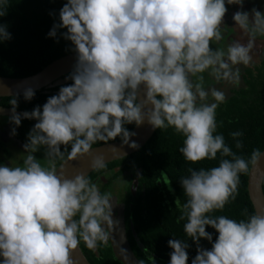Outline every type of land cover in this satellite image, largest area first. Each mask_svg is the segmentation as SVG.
<instances>
[{
  "label": "clouds",
  "instance_id": "clouds-1",
  "mask_svg": "<svg viewBox=\"0 0 264 264\" xmlns=\"http://www.w3.org/2000/svg\"><path fill=\"white\" fill-rule=\"evenodd\" d=\"M227 4L242 6L243 0H227ZM8 6L9 0H0V17L8 14ZM227 11L225 0H68L64 4L61 23L48 35L56 37L57 29H67L63 36L78 54L70 74L74 83L49 97L42 110L37 106L30 113L16 110L25 113L0 115L12 117L17 126L22 116L37 121L24 145L29 153L24 167L5 166L11 158L6 156L10 149L0 142V264H74L70 254L79 244L82 248L81 238L93 251L97 247L98 253H94L100 257L98 242L111 246L104 225L108 229L113 225L116 200L110 203L112 197L90 182L87 177L92 172L69 179L63 172L58 174L57 168L67 157L90 154L97 140L117 141L121 137L128 144L134 133L125 125L139 126L145 119L154 129L171 126L182 133L186 139L180 152L190 162L215 160L218 153L232 157L221 159L218 167L208 170L190 169L191 175L180 181L188 199L181 205L177 198L175 204L184 213L179 219L187 217L186 234L198 245L201 238L213 240L206 226L219 234L211 250L198 246L192 264H264V213L240 222L208 215L236 198L240 174L248 169V161L232 151L222 134H215L216 110L226 101V92L216 87L205 90L203 76L200 83L191 79L211 69L210 75L217 81L239 84V68L233 66L250 63V43H233L226 52L211 47L212 41L222 39L221 25ZM252 14L254 19L250 20L248 12L238 11L233 19L247 33L250 25L264 33V13L253 8ZM7 28L0 24V42L12 38ZM141 85L147 89V98L137 102ZM209 95L215 102L197 103ZM24 96L30 101L35 92L29 88ZM148 104L154 108L145 112ZM11 105L15 113L17 99ZM231 135L236 147L242 148L237 138L243 133ZM69 144V156L59 164L55 161L50 169L31 154L43 145L54 157L61 153V145ZM130 146L138 147L135 142ZM260 155L255 150L252 162ZM104 165L103 157L93 160V168ZM139 168L141 185L147 183L145 194L138 193L141 200L154 193V188ZM157 185L162 186V182L157 181ZM118 209L124 212L119 204L115 215ZM128 229L126 226L129 240ZM133 237L140 241L135 225ZM168 244L173 249L170 264H188L189 245L179 239Z\"/></svg>",
  "mask_w": 264,
  "mask_h": 264
},
{
  "label": "trees",
  "instance_id": "trees-1",
  "mask_svg": "<svg viewBox=\"0 0 264 264\" xmlns=\"http://www.w3.org/2000/svg\"><path fill=\"white\" fill-rule=\"evenodd\" d=\"M67 2L68 0H9L8 14L0 17V24L8 26L7 30L12 37L10 40L0 42L1 76L33 75L52 61L76 51L74 44L63 36L66 28L57 29L56 37L48 35L54 25L61 23L60 10ZM244 70V86L234 88L231 97L219 104L216 110L215 134H222L232 151L248 161V169L240 174L236 198L230 199L223 209L208 213L212 218L225 216L237 222L247 220L256 214L248 192V175L253 163V152L259 150L261 153L264 150V57L260 63L245 66ZM68 85L71 83L48 86L35 91V96L30 101L26 100L24 95L0 96V106L13 108L11 101L17 99L15 110L30 113L37 106L42 110L49 97L58 95L60 88ZM22 117L21 130H32L37 121ZM134 126L135 123L125 125L130 133ZM233 132L243 133L237 138L242 142V148L236 147V140L231 135ZM117 139L122 138L117 137L115 140ZM185 139L186 137L178 133L174 127L156 129L151 139L139 151L123 159L131 161V165L138 164L137 166L143 170V178L154 188V193L149 192L146 199L135 201L132 212L127 210L128 217L133 216V220L128 221L134 223L144 248L139 247L133 234L129 232L130 241L134 251L145 264H170V253L173 249L169 247L168 241L172 239H179L189 245L186 249L189 256L188 264H192V260L198 254V246L211 250L219 235L214 228L206 226V231L212 235L213 240L210 242L201 238L198 245L184 231L187 217L179 219L184 213L181 208L176 207L175 201L179 198L181 205L187 202L188 197L180 181L191 175L190 169L208 170L218 167L221 159L232 157H221L218 153L215 160L190 162L180 152ZM109 141L113 140H97L92 146ZM70 150L71 144L66 147L61 145V153H55L54 156L57 164L69 156ZM94 174L95 172H92L88 177ZM157 181H161L162 186H158ZM139 198L142 197L139 195ZM130 199L131 197L129 203ZM81 245L92 264H122L114 256L110 245L107 247L101 242L100 257L88 248L85 242ZM2 260L3 257H0V262Z\"/></svg>",
  "mask_w": 264,
  "mask_h": 264
},
{
  "label": "water",
  "instance_id": "water-1",
  "mask_svg": "<svg viewBox=\"0 0 264 264\" xmlns=\"http://www.w3.org/2000/svg\"><path fill=\"white\" fill-rule=\"evenodd\" d=\"M252 44L257 48V54L264 51V39L252 40ZM77 52L66 54L48 65L39 72L25 77H6L0 75V96H19L24 95L27 89H32L34 92L48 86H55L72 82L70 74L74 71L77 63ZM147 89L141 85L137 96V102L146 100ZM154 108L148 104L144 111ZM23 114L12 108L0 106V115ZM156 129L145 119L141 125H136L131 133L129 143L125 144L123 140L104 143L93 146L91 153L84 156H78L76 159L68 157L58 166L57 172H63L66 178L73 179L77 175H85L86 177L99 167L93 168V160L97 157H103L104 164L124 158L139 151L154 135ZM135 142L138 147L132 148L131 143ZM257 157L255 163H252L248 175V192L256 213H264V150ZM110 203H114L112 200ZM116 209V208H115ZM113 225L108 229V225L104 227L109 231L110 241L115 257L122 264H140V260L134 253L127 236L124 212L118 209V214L115 215V210L112 208ZM136 235V234H135ZM98 253L97 247L94 249ZM70 258L74 264H92L84 254L80 244L77 249L72 250Z\"/></svg>",
  "mask_w": 264,
  "mask_h": 264
},
{
  "label": "flooded vegetation",
  "instance_id": "flooded-vegetation-1",
  "mask_svg": "<svg viewBox=\"0 0 264 264\" xmlns=\"http://www.w3.org/2000/svg\"><path fill=\"white\" fill-rule=\"evenodd\" d=\"M226 6L227 4V0H225ZM235 8H231L230 10V14L224 16L222 25H221V33H222V39L218 42H222V41H226V45L227 47H229L231 44L233 43H240L244 46H247L245 43L246 42H252L251 39H264V33L259 34V31L256 32V30H254L251 27V31H249L248 33H243V29H241L239 27L238 24H236V22L233 19V16L236 12L240 11L239 9H242L244 12L245 10L248 11L249 13V18L250 20L254 19V16L252 14V9L255 8L258 11H260L262 13V11L260 10V4L257 2V0H243V4L236 6V4H234ZM226 22H230V26H232L231 30H228V26L225 24ZM228 31V35H226ZM252 31H255L254 33ZM232 33V34H231ZM257 34V38H254L253 36ZM225 50H227V48H225ZM251 50H249V54L251 56V61L247 66H254V64L256 65L257 62L260 63L264 57V51L261 52V54H257V51H255V53L250 52ZM234 69L236 67L239 68L240 70V82L239 84H233V83H228L226 81H217L215 78L213 79H208L211 82L208 81H204L202 82V86L205 90H211L210 88L212 87H216L219 89H222L226 92L227 95V99L229 97H231L234 88H240L242 86H244L245 84V65L240 64L237 66H233ZM197 76L191 77L193 83H195ZM71 84L74 83V81L69 82ZM60 91V90H59ZM215 102L213 100V98L211 97V95H209L206 99L204 100H198L197 103L198 104H204V103H213ZM0 118L4 119L6 118V120L4 121H0V142L3 143L1 146H4V144H12L15 145V143L10 140V138H12L13 140L16 141L17 144H20L21 146L24 147V140H25V133L27 131H23L20 128V125L17 126L15 125V123L12 121V117L10 116H0ZM13 129H15V134H13ZM8 142V143H6ZM16 144V145H17ZM8 146V145H5ZM5 151H3L2 153H4ZM10 151H8L6 153V156H9ZM52 154V153H51ZM124 158L116 160L114 162H110L108 164H105L103 167L99 168V170H95V174L91 177H88V179L90 180L91 183L95 184L97 186V188L99 189V191L103 194V193H108L110 195L111 200L115 199L116 203L115 205H113L114 208H117L119 206V204H122L123 208H124V215H125V222H126V226L127 229H130V232L133 234V229H134V225L131 224V221L133 220V216H129L127 215V210H130V212L133 211V207L135 205V201L138 198V193L141 192L142 195L145 194V190L147 189V183L142 182L141 185V172H140V168L137 166L138 164L135 165H131L132 162L131 161H123ZM55 160H54V165H55ZM93 172V173H94ZM138 181V183L136 184V182ZM130 199V203H129V198ZM110 200V201H111ZM116 214H118V211L116 210ZM79 216L76 217V219H78ZM128 219H130L128 221ZM128 229V230H129ZM136 238V237H135ZM137 241V239H136ZM81 244L84 243V240L81 238L80 239ZM130 244H132V242L129 239ZM137 244L139 245V247L141 249L144 248V246L141 244L140 241H137ZM101 245V242H98L97 246L99 247ZM133 247V244L131 245ZM134 249V248H133Z\"/></svg>",
  "mask_w": 264,
  "mask_h": 264
},
{
  "label": "rangeland",
  "instance_id": "rangeland-1",
  "mask_svg": "<svg viewBox=\"0 0 264 264\" xmlns=\"http://www.w3.org/2000/svg\"><path fill=\"white\" fill-rule=\"evenodd\" d=\"M257 2L260 4V7H261L260 10L262 11V13H264V0H257ZM238 5L239 4H236V6H238ZM226 7L228 9L226 15L230 14L231 8H235L234 4H228ZM239 10L243 11L242 9H239ZM245 12H248V11L245 10ZM225 24L228 26V30H231L232 26H230V22H226L225 21ZM251 30L252 29H251V25H250L249 26V31H251ZM242 32L243 33H247L244 30ZM252 32L254 33L255 31H252ZM259 34H262V33L259 32ZM226 35H228V31H227ZM253 37L257 38V34L254 35ZM252 40L253 39H251V41ZM254 40H257V39H254ZM249 43H250V50H251L250 52L255 53V51H257V48L250 41L246 42L245 44L248 45ZM211 47L213 48V50L222 49L225 52L227 51V50H225V48H228L227 45H226V41H222V42L212 41L211 42ZM210 72H211V69L205 71L204 73L198 74L195 83H200V80H199L200 76H203V81L202 82H204V81L211 82L208 79L211 80L214 77L212 75H210ZM239 72H240V70H239ZM3 120L5 121L6 118H4V119L0 118V121H3ZM30 132H31V130H28L25 133V140H24L25 144L28 142V136H29ZM10 140H12L15 143V145H12V144L9 145L8 144V147L10 149V155L9 156L11 158L7 159V163H6L5 166L24 167L25 166L24 165V160L26 159V157H27V155L29 153L25 152V148L23 146H21L20 144H17L15 140H13L12 138H10ZM31 154H33L36 157L37 162H39L43 167L50 169L51 167L54 166V157H53L52 154L48 153V149H47L46 146H43V145L38 146V150L35 153H31Z\"/></svg>",
  "mask_w": 264,
  "mask_h": 264
}]
</instances>
